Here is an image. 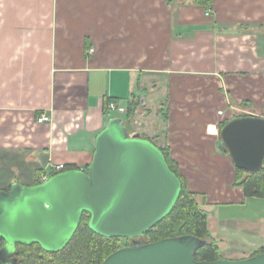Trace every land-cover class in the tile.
Segmentation results:
<instances>
[{"label":"crops","instance_id":"crops-1","mask_svg":"<svg viewBox=\"0 0 264 264\" xmlns=\"http://www.w3.org/2000/svg\"><path fill=\"white\" fill-rule=\"evenodd\" d=\"M199 1L0 0V189L87 170L121 116L170 150L224 258L263 249L264 197L236 184L219 144L238 107L264 114V0ZM109 99L137 103L132 120Z\"/></svg>","mask_w":264,"mask_h":264},{"label":"water","instance_id":"water-1","mask_svg":"<svg viewBox=\"0 0 264 264\" xmlns=\"http://www.w3.org/2000/svg\"><path fill=\"white\" fill-rule=\"evenodd\" d=\"M221 138L235 166L257 172L264 160V117L230 119ZM182 182L162 149L132 135L121 116L112 117L96 139L87 170L70 169L36 185L19 182L0 189V264H18V245L39 244L59 252L76 234L83 215L104 237L136 239L175 208ZM206 241L193 235L143 243L136 240L108 255L102 264H264V252L243 258L197 260Z\"/></svg>","mask_w":264,"mask_h":264},{"label":"trees","instance_id":"trees-1","mask_svg":"<svg viewBox=\"0 0 264 264\" xmlns=\"http://www.w3.org/2000/svg\"><path fill=\"white\" fill-rule=\"evenodd\" d=\"M199 2L207 5L209 0ZM113 100L115 99L107 101V108L109 102ZM137 105L134 102L129 104L127 109L129 122L132 120ZM227 122L222 123L221 130ZM127 124H129L128 121ZM160 148L164 152L170 168L181 179L182 191L173 211L146 235L151 237L152 242L169 237L193 235L206 241L205 245L195 253L197 260L215 261L224 258L218 240L211 236L208 215L201 208L197 199L198 194L189 189L187 180L180 172L177 161L172 158L170 150L164 147ZM225 148L229 153L226 146ZM70 169H77V166L66 165L65 170ZM236 180V184L241 185L248 196L264 197V160L262 168L257 172H249L236 167ZM39 183L37 179L34 185ZM11 186L3 190L10 191ZM89 218V215H83L76 234L70 243L59 252L45 251L37 243L18 245V264H102L108 255L120 248L118 240L121 238H109L97 234L90 228ZM1 246L2 243H0V248ZM262 252H264V248L253 255Z\"/></svg>","mask_w":264,"mask_h":264},{"label":"built area","instance_id":"built-area-1","mask_svg":"<svg viewBox=\"0 0 264 264\" xmlns=\"http://www.w3.org/2000/svg\"><path fill=\"white\" fill-rule=\"evenodd\" d=\"M94 50L92 49L91 52H93ZM108 111L109 113H116V114H125L127 113V108L122 106L120 103H118L117 101L113 100L111 102H109L108 104ZM220 113H222V111H220ZM52 121V117L50 115L47 114H42L40 115V117L38 118V122L40 123H45V122H51ZM66 168V164H56L52 166V171L51 172H43L38 176V180L40 183L47 181L52 175L60 173L62 171H64ZM143 237V236H142ZM141 238V237H140ZM143 243H149L152 242L150 239L147 241H142Z\"/></svg>","mask_w":264,"mask_h":264},{"label":"rangeland","instance_id":"rangeland-1","mask_svg":"<svg viewBox=\"0 0 264 264\" xmlns=\"http://www.w3.org/2000/svg\"><path fill=\"white\" fill-rule=\"evenodd\" d=\"M263 37V39H264V36H262ZM238 114H237V116L238 115H256V116H262V117H264V114H263V112L259 109V108H255V107H253V108H241V109H239V107H238ZM222 125V124H221ZM221 125H220V131H221ZM220 135H221V133H220ZM220 147L222 148V150L223 151H225V152H227L226 151V148H225V144H224V142H223V140H222V138H220ZM228 153V152H227ZM175 160V159H174ZM176 161V160H175ZM178 163V162H177ZM179 170H180V168H179ZM241 186V185H240ZM190 189V188H189ZM191 190V189H190ZM192 191V190H191ZM194 192V191H193ZM197 199H198V197H197ZM199 201V200H198ZM200 205H201V203H200ZM201 208H202V206H201ZM203 209V208H202ZM142 240V241H147V240H151L152 241V239H151V237L150 236H147L146 234L143 236V237H141V238H138L137 240ZM132 243V240L131 239H125V238H121L120 240H118V245L120 246V247H122V246H125V245H129V244H131Z\"/></svg>","mask_w":264,"mask_h":264},{"label":"flooded vegetation","instance_id":"flooded-vegetation-1","mask_svg":"<svg viewBox=\"0 0 264 264\" xmlns=\"http://www.w3.org/2000/svg\"><path fill=\"white\" fill-rule=\"evenodd\" d=\"M143 236H144V235H143ZM141 237H142V236H141ZM137 239H138V238H136V239H131V240H132V243H131V244H129V245H133V244H134V242H135ZM0 243H2V246H1V248H2V247L5 245V244H6L5 240H3V239L0 241ZM1 248H0V249H1Z\"/></svg>","mask_w":264,"mask_h":264}]
</instances>
